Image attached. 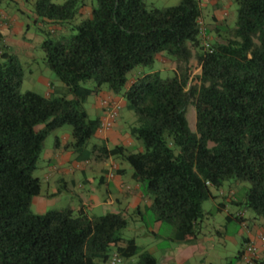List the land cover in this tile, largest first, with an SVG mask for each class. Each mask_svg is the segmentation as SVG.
Returning <instances> with one entry per match:
<instances>
[{"label": "trees", "instance_id": "1", "mask_svg": "<svg viewBox=\"0 0 264 264\" xmlns=\"http://www.w3.org/2000/svg\"><path fill=\"white\" fill-rule=\"evenodd\" d=\"M230 1L238 5L235 25L226 16L207 28L201 0L166 7L146 0L34 1L37 28H56L40 29V46L61 84L51 83L47 94L23 91V64L10 47H0V264H108L113 255L119 264H160L125 235L129 220L148 214L158 239L197 241L207 216L203 203L226 182L230 201L251 208L264 226V0ZM161 57L174 67L156 68ZM194 59L200 72L192 82ZM103 90L121 106L109 129H102V108L91 117L85 106ZM123 107L135 116L123 126L130 142L110 147L99 136L100 144L93 142L115 126ZM64 125L72 131L61 152L71 150L79 162L113 158L129 165L134 188L150 203L101 215L74 206L33 212L45 140ZM72 182L75 177L58 189L74 192ZM247 184L241 201L233 189ZM167 224L172 230L165 235ZM257 251L250 263L264 264Z\"/></svg>", "mask_w": 264, "mask_h": 264}, {"label": "rangeland", "instance_id": "2", "mask_svg": "<svg viewBox=\"0 0 264 264\" xmlns=\"http://www.w3.org/2000/svg\"><path fill=\"white\" fill-rule=\"evenodd\" d=\"M56 3H62L64 0H53ZM180 0H146L149 5H155L158 7L172 6L179 2ZM90 0H86V3ZM96 5V1H94ZM237 10L238 5L230 1L228 6L229 15L227 16L228 23L230 25H235L237 21ZM30 11H32V6L28 3V0H3L0 2V32L4 28H7L8 31L13 32L11 35H6L2 40H0V47H10L15 55H17L23 64L25 69V79L23 82L22 90H32L37 93L47 94L51 88V83L55 85H60L61 81L57 78L54 71L48 67L44 60V52L41 49V42L44 40V35L40 29L45 30L46 32L54 31L52 28L44 26L45 28H37L36 24L33 23V15L31 16ZM90 12V11H89ZM21 22V24H19ZM210 22V19H209ZM32 25L31 28H26V25ZM18 28V30H16ZM56 29V28H55ZM215 32H213L214 34ZM53 36L55 32L51 33ZM172 68L174 64L167 59L160 58V63L156 62V68ZM200 67L197 63V60H193L190 66V74L192 77V82H195L196 75L199 74ZM163 74L168 75L165 71ZM88 86H93L94 81L87 82ZM105 90L101 91L98 95L90 96L86 103V109L91 117H96L99 114L98 104L101 106V98L107 96ZM134 118V113L126 107H123L120 114V121L124 126V121L131 122V119ZM188 118L190 121V126L195 129L196 125V110L193 105H190L188 108ZM71 125H64L60 128L55 129L45 140V150L43 152L42 158L38 163L37 169L34 171V176H37L41 179L42 189L41 193L35 196L32 200L31 209L35 213H45L51 209H63L69 206H74L78 209L81 205L85 204V210L90 214L101 215L108 211H114L111 209L113 206L111 203H104L107 198V186L104 183H101L104 177V173L99 169L102 165L108 164L114 165L118 162L114 159V163L111 162V159L100 160L95 164L96 168L94 171L88 172V177L92 178L91 183H87L86 186L75 187L74 192H66L65 190H59L58 185L55 186L53 182L50 184L46 180V175L48 174V167L45 161V155L49 152L52 154L54 150L61 151L65 143L71 140ZM68 136V141L65 138ZM59 137L61 145L58 148L55 146L56 138ZM93 142L100 141L96 137L93 138ZM116 144H111L110 147H114ZM57 147V148H56ZM66 152V151H65ZM71 150H68V153ZM75 155V154H74ZM92 165V163H89ZM89 164L87 166H89ZM94 165V164H93ZM86 166V167H87ZM128 167L130 172L128 173V178L125 179L127 183L131 185L135 184L131 178L132 170L129 165H122ZM70 174V172H69ZM74 176L77 177V184L82 181V174L80 169H75L73 171ZM248 185L243 187L237 186L236 189V198L243 200L245 190H247ZM230 182H226L224 186L220 189L213 188V193L215 197L206 200L203 203V207L207 212L205 219L206 224H211L213 227L214 224L225 225L224 229L226 230L224 234H219L218 230L220 228L212 230L211 239L207 241L206 236L210 235L212 227L208 229L206 226L203 228L202 233L200 234L197 241L192 242V246L198 245L199 249L195 253L187 252L188 262L187 264H240V260L237 257L239 252L243 247V236L245 235L243 227L235 219L230 222L226 221L227 211H220L219 206L221 203L227 204V210L234 213L237 210H243L246 212L247 217L250 219V223H253L254 212L251 208L244 207L243 205L234 204L230 202L231 192H230ZM111 190H116L113 183L110 185ZM81 190H86L85 193ZM127 190H134L129 188ZM221 190L223 193L221 194ZM60 191V192H59ZM92 197H94L92 199ZM131 198V197H130ZM99 201V202H98ZM144 221H141L140 218H137L135 221L129 220V226L125 231L127 237H135L137 243L141 246L150 249L156 257L159 259V263L163 264L166 259V254L163 251V248L168 244V240L165 238H157L153 235L152 227L149 225L151 223V218L148 214L144 215ZM262 222L263 219L259 218ZM162 232L167 235L171 232L172 228L170 225H165L162 229ZM220 231V230H219ZM161 231L160 233L163 234ZM182 244V243H179ZM184 244V243H183ZM196 244V245H195ZM178 243L172 245L175 248ZM243 261L247 263L248 261L243 258ZM186 263V262H185ZM97 264H105L101 260H97ZM166 264V263H165ZM249 264V263H248Z\"/></svg>", "mask_w": 264, "mask_h": 264}, {"label": "crops", "instance_id": "3", "mask_svg": "<svg viewBox=\"0 0 264 264\" xmlns=\"http://www.w3.org/2000/svg\"><path fill=\"white\" fill-rule=\"evenodd\" d=\"M34 1L35 0H28V3L32 6ZM229 3H230V0H201V5L203 8L202 22L205 24V26L209 23V19H210V23L215 22L217 25L222 24V20L226 16L229 15V11H228ZM19 24H21V22H19ZM207 26L205 28H207ZM16 30H18V28H16ZM1 32L5 36L11 35L13 33V32L8 31L7 28H4L3 31ZM98 109L100 110L98 115H101L102 110L99 104H98ZM119 121L115 124V126L111 130L106 131L105 133H98L96 138L102 137L101 139L102 141L103 139H106L109 145L129 143L130 138L129 136L124 134L123 125L120 124L121 122ZM65 138L68 140V136L67 137L65 136ZM45 157H46L45 161L48 167V170H47L48 174L46 175V180H48L50 184L53 182L55 186H57L59 183L69 181L70 179L73 181L74 177L77 179V177L74 176L75 174H73V171L79 168L82 174L83 184L81 181L77 184V180H76V183L74 182L72 183L75 186L84 188L87 183L92 182V178L88 177V172L94 171L93 169L96 168L95 164L97 162H100L94 157L90 160L79 162L78 160L75 159L74 153H71V152L68 153V151L61 152V151L54 150L52 154L48 152L47 155H45ZM110 159H111V162L114 163L113 162L114 159L113 158H110ZM89 163H92V165ZM88 164L89 166H87ZM108 166H109L108 164H105L99 168L104 173V177L101 183H104L108 189L107 198L105 199L104 203H111L113 206L111 209H114V211H120L126 206L134 208L138 206L139 204H141L142 202L150 203V200H148L147 197H143V194L140 190H136V188H134L135 186L134 184L131 185V183H127V181H125L126 178H128L129 180V177L127 175L130 172V170L128 169V167L121 166L120 163L117 165L116 164L110 165V167ZM121 167L126 168V172L124 174H119L116 172V170H120ZM112 183L114 187L116 188V190L110 189V185ZM129 188H133L134 190H127ZM85 191L86 190H81L83 194L85 193ZM231 191L232 190H230V192ZM93 198L94 197H92V199ZM231 203L238 204L233 201ZM84 206L85 204L84 205L80 204V207L78 209L82 207L85 209ZM227 207H228L227 204L224 205L223 203H221L219 206V210L227 211L226 221L230 222L235 218L234 216L231 215L234 213L227 210ZM240 212H242L244 215L242 221H239L237 219L235 220L241 224V226L243 227L242 232L245 234L243 236L244 244H243L241 251L244 249L247 243L253 242L259 249L260 257L264 256V238L261 237V231L264 229V226L261 220L258 217L254 216L253 217L254 219L252 220L253 223H250V219L247 217V214L245 211L239 209L235 212V215H237ZM205 226L208 229L212 227L211 224H206L204 222V227ZM224 226L225 225L218 226L217 224H214V226L211 229L210 235L206 236L207 241L211 239L212 230L214 231V229L220 228L219 229L220 231L218 230L219 234H224L226 231L224 229ZM173 244L174 242H171L168 240V244L165 246V248H163V251L166 254V259H165V262H163V264L165 263L166 264H187L189 260L187 259L188 256L186 253L187 252L194 253V251L196 253L197 250L199 249L198 245L196 244H195L196 246H192V242L184 243V244L178 243V245L175 248L172 247ZM239 260H240L239 262L240 264H248V263L251 264L250 262L245 263L242 257H240Z\"/></svg>", "mask_w": 264, "mask_h": 264}, {"label": "built area", "instance_id": "4", "mask_svg": "<svg viewBox=\"0 0 264 264\" xmlns=\"http://www.w3.org/2000/svg\"><path fill=\"white\" fill-rule=\"evenodd\" d=\"M101 108L104 112V119L102 122V129H109L113 126L115 120L119 115L120 104L113 99L111 96H105L101 99ZM245 259L250 262L253 258L258 257V251L255 244H250L247 246L244 253ZM121 259L117 255H113L108 264H119Z\"/></svg>", "mask_w": 264, "mask_h": 264}]
</instances>
